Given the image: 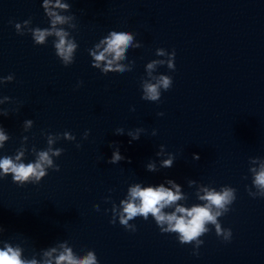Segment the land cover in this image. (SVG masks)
<instances>
[{
	"label": "water",
	"instance_id": "water-1",
	"mask_svg": "<svg viewBox=\"0 0 264 264\" xmlns=\"http://www.w3.org/2000/svg\"><path fill=\"white\" fill-rule=\"evenodd\" d=\"M69 2L79 47L74 62L64 66L51 38L34 44L30 33L20 35L8 22L30 16L33 25L46 26L41 0H0V75L15 74L0 85V96L14 98L0 104L9 109L0 124L10 133L0 151L13 152L21 135H28L29 146L44 147L41 129H69L80 142L57 141L54 146L63 147L54 158L60 168L49 169L38 184L17 186L10 175L0 179L4 238L22 239L26 252L67 238L77 251L93 248L100 264H264V197H252L245 188L251 186L250 169L264 161V0ZM110 26L125 27L142 42L128 49L135 60L130 71L101 72L89 62L88 46ZM156 47L175 49V69L157 68L173 78L158 102L142 99L139 87ZM26 118L34 121L28 133L22 131ZM117 126L146 131L129 143L126 134L114 133ZM85 127L88 133L81 136ZM109 142L130 159L109 163ZM161 143L175 161L147 171L144 165L159 159ZM165 176L182 184L188 204L199 202V183L234 186L236 199L218 218L231 227L232 239L222 241L210 225L194 255L191 243L160 232L151 216L130 221L135 232L109 222L111 200L105 196L118 203L129 183H156ZM189 178L198 183L189 185Z\"/></svg>",
	"mask_w": 264,
	"mask_h": 264
},
{
	"label": "clouds",
	"instance_id": "clouds-1",
	"mask_svg": "<svg viewBox=\"0 0 264 264\" xmlns=\"http://www.w3.org/2000/svg\"><path fill=\"white\" fill-rule=\"evenodd\" d=\"M43 13L47 18L46 26L32 24V18L22 21L9 20L14 24L16 32L20 35L30 33L34 44L43 45L49 43L54 49L55 56L60 63L68 66L74 62L76 50L79 47L74 31L77 30L76 15L70 11L72 5L69 0H41ZM142 42L136 39V33L125 27H108L87 48L90 56V64L99 68L101 72L116 70L119 72L130 71L135 60L128 56V49L141 47ZM166 65L170 70L175 69V49L168 50L165 47L155 48V57L144 64L146 74L141 76L139 87L141 98L149 101H159L162 90H168L173 83L172 75L168 72L157 71L158 66ZM14 73L0 75V85L13 81ZM81 81L77 80V86ZM8 95L0 96V104L13 101ZM8 108H0V115L7 116ZM157 115H163L158 112ZM33 119L26 118L22 121V131L28 133L33 126ZM146 131L141 126L128 128L122 126L114 129L115 134H126L130 139H139L142 132ZM156 129L151 134H156ZM88 128L85 127L81 136H86ZM41 135L46 139V144L38 148L35 144L29 146L28 135H21L20 143L11 153L0 151V179L10 175L11 181L17 186L26 184H38L45 177L49 169L59 170L60 165L55 162L63 152L62 146H54L61 138L76 140L75 132L64 129L62 132H51L41 129ZM10 139V133L3 124H0V150L4 149L6 142ZM114 142H109L112 147ZM31 154V158H29ZM153 159L149 158L144 165L150 172L158 171L159 168H170L175 161V154L166 149L161 143L157 146ZM192 158L199 159V153L193 152ZM126 158L117 144L112 147L111 155L107 158L109 163H118ZM251 186L245 185L248 194L252 197H264V161L258 168H252ZM189 185L197 184L193 178L187 179ZM253 188L255 190H253ZM182 184L176 179L165 176L156 183L136 180L127 185L124 195L117 203L111 196H105L104 200H111L110 223L117 221L126 230L135 232L137 225L133 221L136 217L144 220L149 216L154 220L162 233H175V237L181 244L191 243V251L199 255V247L204 243L201 239L203 234L209 232L210 225L215 234L222 241L228 242L232 239L231 227L222 226L218 219L230 210V206L236 199V188L230 184L219 186L199 183L196 189V200L199 202L186 203V195L182 192ZM111 192V189H109ZM93 207L99 210L100 205L94 203ZM105 212L109 209L105 208ZM5 228L0 224V264H100L97 254L93 248L81 246L77 251L67 238H59L39 249L32 248L26 252L22 239L4 238Z\"/></svg>",
	"mask_w": 264,
	"mask_h": 264
}]
</instances>
